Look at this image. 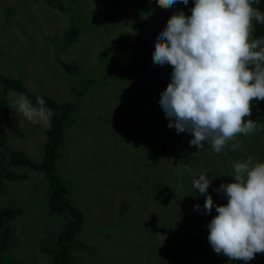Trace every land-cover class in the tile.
<instances>
[{
    "label": "rangeland",
    "instance_id": "obj_1",
    "mask_svg": "<svg viewBox=\"0 0 264 264\" xmlns=\"http://www.w3.org/2000/svg\"><path fill=\"white\" fill-rule=\"evenodd\" d=\"M57 2L69 6L68 0ZM73 6L76 10L71 14L45 0H0V76L21 82L34 96L75 103L62 122V140L53 163L69 200L79 192L74 198L80 200H74V205L83 212L82 228L75 236L81 247L69 249L71 264H251L252 260L231 261L215 253L200 237L193 244L185 238L182 242L176 224L173 230L165 224L181 217L186 207L194 212H188L189 218L201 222L203 209L193 204L205 195L193 189L194 177L204 173L214 181L208 194L217 199L216 205H222L223 198L227 203L216 189L234 182L222 152L215 153L207 142L198 150L189 144L190 133L178 134L167 127L159 99L172 67L155 64L152 57L149 62L141 58L149 45H155L160 33L156 31L178 10L179 0L168 8L156 0L147 4L76 0ZM72 23L80 31L74 41L64 44V31ZM257 26L253 21V31ZM140 58L147 66L138 78L134 65ZM118 69V76L108 82L106 75ZM18 95L0 81L1 111L9 117V122L0 121V208L17 210L0 225V264H52L48 250L65 221L47 207L43 172L8 159L9 151H16L41 162L50 127L27 121L12 103ZM121 108L136 116L139 124L129 129L116 124L119 113L125 114ZM57 111L52 109L53 114ZM145 111L151 114L147 123ZM156 114L158 127L153 125ZM237 140L240 146L235 151L231 150L235 141L224 149L230 162L247 159L248 151H263L264 158V135L255 131ZM6 174L24 176L8 179ZM187 234L194 231L188 229ZM256 264H264V253L257 254Z\"/></svg>",
    "mask_w": 264,
    "mask_h": 264
},
{
    "label": "clouds",
    "instance_id": "obj_2",
    "mask_svg": "<svg viewBox=\"0 0 264 264\" xmlns=\"http://www.w3.org/2000/svg\"><path fill=\"white\" fill-rule=\"evenodd\" d=\"M156 2L168 8L178 0ZM179 2L187 5L189 0ZM254 2L193 0L191 15L183 11L171 15L155 40L153 63L172 67L159 99L167 127L178 134L190 133L189 144L198 150L207 142L219 154L235 141L231 144L235 151L239 135L257 131V123L246 119L252 114L253 99L264 101V36L252 38L253 21L264 24V14ZM12 103L30 123L50 127L53 113L41 97L33 105L19 94ZM232 169L234 182L216 189L227 203L215 206L207 239L215 253L247 262L264 253V162L249 156ZM210 183L204 173L192 181L193 189L205 195V214L214 207Z\"/></svg>",
    "mask_w": 264,
    "mask_h": 264
},
{
    "label": "trees",
    "instance_id": "obj_3",
    "mask_svg": "<svg viewBox=\"0 0 264 264\" xmlns=\"http://www.w3.org/2000/svg\"><path fill=\"white\" fill-rule=\"evenodd\" d=\"M46 3H48L51 6H55L58 9H62V10H67L69 11L71 14L76 10V8L73 6V3L76 0H68L69 1V6L68 7H64L61 5V3L57 2V0H45ZM136 2H143L147 4V0H136ZM194 6L193 0H189L187 5H184L182 3H180V6L178 8V10H176V12L178 11H183L184 14L187 15H191V11L190 9ZM253 7L258 8V10L264 14V0H255ZM175 12V13H176ZM162 13H159V17H162L161 15ZM92 22H98V19L92 21ZM259 26H257L255 28V30L252 33V38H259L264 36V24H260L258 23ZM77 24L72 23V25H70L68 27L67 30L64 31V40L63 43L64 44H68L69 42H72L75 40L76 36L79 33V29L77 28ZM166 27V26H165ZM164 27L161 26L156 33L160 32ZM154 33V34H156ZM121 40V39H120ZM154 44L153 45H149L147 47V49L144 51V55L141 56V58L145 59L146 61H150L151 57H152V53L154 50ZM123 48V44L120 45L119 47V53H121ZM139 59L138 64L134 65V75H138V78H141L144 75L145 69H146V64L144 61H142V59ZM114 59V64H117L118 62L116 61L115 58ZM120 63V62H119ZM137 63V62H136ZM59 65L61 67H63L64 69H67L69 72L71 71L69 67H67V65L62 62L59 61ZM118 70H111V75H106V80L108 82H113L112 79L114 77L118 76ZM90 78V77H89ZM91 80V79H88ZM0 81L3 83L4 88L5 89H9V90H14L16 92H18L19 94H24L26 95L33 103V105H35L36 103V97L38 96H34L30 93L27 92V90L24 88V86L21 84V82H18L17 80H13V79H8L6 77H2L0 76ZM80 92H83L80 91ZM41 97L44 101H45V106L49 109H56L58 110L56 112V114H52L51 116V120H50V128L49 130L46 132V140L43 146V158L41 160V162L39 163H35L31 160H29L25 155H22L16 151H9L8 153V159L9 162L11 164H15V165H25L30 169L36 170V171H42L47 183V187H48V192H47V207L51 212L57 213L59 215L62 216V219L64 222L63 228L61 229V231L57 234L51 248L48 250L51 256V261L52 264H71V259L69 256V249L71 247H76V248H80L81 244L80 242L75 239V236L77 235V233L81 230L82 228V223H83V212L78 209L75 205H74V200H80L74 197H77L79 195H77L79 192L76 191V195H73V197L71 198V200H69L68 198V189L67 186L64 182H61L60 179L55 175L54 173V166L53 163L55 162V159L57 158V151H58V147L61 144V140H62V135H61V131L60 128L62 126V122L64 120H66L68 117V113L71 111H74L75 109V103L72 102H64V103H57L54 102L52 100H49L48 97L45 96H39ZM3 106L2 101L0 102V121L1 122H9V117H7V115L5 113H3L1 111V108ZM124 112L125 114H120L119 113V119L114 120V122L116 124H118V122H120L123 128H132L134 126H137L139 124V120L136 116L133 115H129L125 112L124 108H121V110ZM252 114L250 117H247L246 119H252L257 123V131L259 134L264 135V101H257L255 102L254 107H252L251 109ZM143 114V118L144 121H146V123L148 121L151 120V114L146 112L142 113ZM158 117L157 114L154 115L153 121L156 126V120L154 118ZM112 119V118H111ZM152 125V126H153ZM160 125V123H159ZM153 131H157L152 129ZM116 134L114 131H112L111 133ZM121 137L119 136V139ZM0 142L2 143V138L0 137ZM130 142L127 141L126 144L122 145V149L125 151L127 150V145H129ZM138 147H133L131 148V151H136ZM161 148H163V144L161 143ZM263 149H264V144H263ZM247 151H241V153L244 155L246 154ZM253 158L254 162H264V158L262 157L261 153L263 151H248ZM198 155H199V151H198ZM139 156V155H138ZM248 156V157H249ZM234 157V156H232ZM200 158V157H199ZM222 159L224 162H226L227 164V168L232 170V165L233 163L230 162L229 160L231 159V157L226 153V152H222ZM198 160V159H197ZM69 163V162H68ZM71 164V163H70ZM73 165V164H72ZM134 165V164H133ZM201 160H200V167H201ZM197 168V167H194ZM24 175L22 174H10L7 175L6 177L8 179H21L23 178ZM210 184H214V181H212ZM177 185H180L179 182H177ZM184 188V187H183ZM185 189V188H184ZM71 194V192H70ZM72 196V195H71ZM204 196V195H203ZM225 198L220 200V203L226 204ZM213 200V209L212 212L209 214H205V210L203 208L204 205V201L205 198H203L202 202H196V204L193 205H199L201 206V208L203 209L202 212V218H200L199 222L197 219H190L188 216V212L194 213L190 208L186 207L183 211H182V216L181 217H177V219H175V217L170 218V223L166 221L165 224H167V226L169 228H172L173 230V222L176 224V230L177 232H179L181 235H179L181 238V240H183L182 242H184V238H185V242H192L190 244H193L194 241H197L196 238L200 237L202 240H208V228H207V224L210 222V218L213 215H216L215 212V206H216V202L217 199L212 198ZM17 212L16 209L11 208V207H2L0 208V225L3 224L4 218L7 217V215H13ZM5 214V215H3ZM175 219V220H174ZM169 220V219H168ZM175 226V225H174ZM193 230L194 234H187V230ZM185 230V232H183ZM198 233L200 236H198ZM209 244V242H208ZM232 261V260H231ZM242 261V260H239ZM257 261V254L255 255V258L252 259V263L251 264H256ZM245 262V261H243Z\"/></svg>",
    "mask_w": 264,
    "mask_h": 264
}]
</instances>
